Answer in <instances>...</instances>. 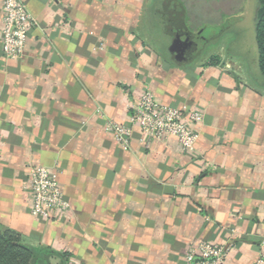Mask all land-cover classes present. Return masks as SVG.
Listing matches in <instances>:
<instances>
[{
    "label": "crops",
    "instance_id": "0c3cea01",
    "mask_svg": "<svg viewBox=\"0 0 264 264\" xmlns=\"http://www.w3.org/2000/svg\"><path fill=\"white\" fill-rule=\"evenodd\" d=\"M23 2L35 25L22 55L6 59L0 42L1 225L42 264H186L198 241L221 244L223 264H255L264 251V77L251 43L253 69L244 63L238 25L227 28L226 52L207 34L202 21L222 4ZM144 89L202 112L193 153L174 136L140 141L137 129L123 149L104 130L127 121ZM31 166L55 173L67 217L30 214Z\"/></svg>",
    "mask_w": 264,
    "mask_h": 264
},
{
    "label": "built area",
    "instance_id": "2783aa9c",
    "mask_svg": "<svg viewBox=\"0 0 264 264\" xmlns=\"http://www.w3.org/2000/svg\"><path fill=\"white\" fill-rule=\"evenodd\" d=\"M2 26L0 42L6 59L19 58L29 31L35 20L29 13L23 0H2ZM131 113L125 123L107 121L104 130L109 132L123 149H129L134 129L151 139L176 137L181 150L193 153L198 137L196 127L202 122L203 114L198 109L164 105L157 101L153 93L144 89L131 107ZM26 187L29 193V212L41 220H56L67 217L69 202L57 182L55 173L44 166L27 168ZM226 258L225 248L210 241L191 243L185 253L186 264H223ZM255 264H264V251Z\"/></svg>",
    "mask_w": 264,
    "mask_h": 264
},
{
    "label": "rangeland",
    "instance_id": "374dc122",
    "mask_svg": "<svg viewBox=\"0 0 264 264\" xmlns=\"http://www.w3.org/2000/svg\"><path fill=\"white\" fill-rule=\"evenodd\" d=\"M191 2L206 3L211 6V4L221 3L222 9L220 12L209 13L202 22H205L207 27V34L215 35L218 38V44L222 49L227 51L228 41L233 37L230 35L229 26L238 25V32L240 34V46L241 53L243 55V61L246 64L247 68L250 67L253 69V64L251 63V48L250 43L252 44V49L256 53V44H255V18H256V9H257V0H191ZM203 2V3H202ZM197 5V4H196ZM220 33H222L220 37ZM220 37V39H219ZM212 39V38H211ZM220 40V41H219ZM206 50L215 49L216 45H213V40H207ZM247 56V57H246Z\"/></svg>",
    "mask_w": 264,
    "mask_h": 264
},
{
    "label": "trees",
    "instance_id": "16d2710c",
    "mask_svg": "<svg viewBox=\"0 0 264 264\" xmlns=\"http://www.w3.org/2000/svg\"><path fill=\"white\" fill-rule=\"evenodd\" d=\"M256 65L264 77V0H257L255 18ZM0 264H42L35 261L33 250L22 235L0 223Z\"/></svg>",
    "mask_w": 264,
    "mask_h": 264
},
{
    "label": "water",
    "instance_id": "95a60500",
    "mask_svg": "<svg viewBox=\"0 0 264 264\" xmlns=\"http://www.w3.org/2000/svg\"><path fill=\"white\" fill-rule=\"evenodd\" d=\"M183 42H184L183 38L181 36H178V38H177V40L175 42V45L178 44V46L182 47L183 46Z\"/></svg>",
    "mask_w": 264,
    "mask_h": 264
}]
</instances>
